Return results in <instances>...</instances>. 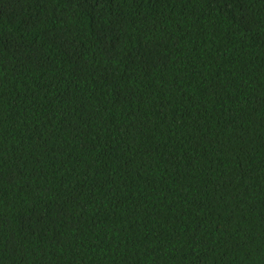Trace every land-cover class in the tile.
<instances>
[{"label": "trees", "instance_id": "obj_1", "mask_svg": "<svg viewBox=\"0 0 264 264\" xmlns=\"http://www.w3.org/2000/svg\"><path fill=\"white\" fill-rule=\"evenodd\" d=\"M0 264H264V0H0Z\"/></svg>", "mask_w": 264, "mask_h": 264}]
</instances>
